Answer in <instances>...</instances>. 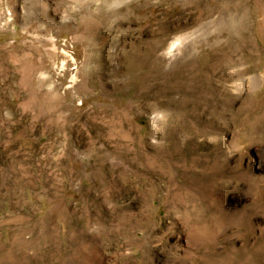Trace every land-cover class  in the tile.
Listing matches in <instances>:
<instances>
[{"label": "rangeland", "instance_id": "374dc122", "mask_svg": "<svg viewBox=\"0 0 264 264\" xmlns=\"http://www.w3.org/2000/svg\"><path fill=\"white\" fill-rule=\"evenodd\" d=\"M0 264H264V0H0Z\"/></svg>", "mask_w": 264, "mask_h": 264}]
</instances>
